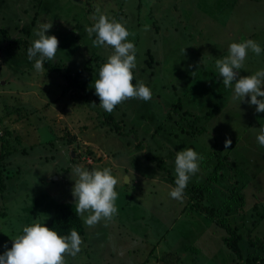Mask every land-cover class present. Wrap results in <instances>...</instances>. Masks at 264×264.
Listing matches in <instances>:
<instances>
[{
  "label": "rangeland",
  "instance_id": "obj_1",
  "mask_svg": "<svg viewBox=\"0 0 264 264\" xmlns=\"http://www.w3.org/2000/svg\"><path fill=\"white\" fill-rule=\"evenodd\" d=\"M101 13L134 34L128 37L137 49L133 71L152 92L148 101L128 99L116 106L121 130L101 124L99 103L72 97L75 91L62 70L48 71L45 61L37 72L25 45L37 38L40 23L52 22L46 35H55L59 46L51 61L61 60L77 73L90 57L80 83L87 81L88 93L96 95L94 82L113 49L94 47L95 33L90 38L85 27ZM0 26L24 42L10 46L0 32V168L11 170L8 178L7 172L0 175V254L23 227L51 221L59 203L75 205L71 173L81 165L90 171L112 169L118 213L93 227L81 217V251L66 256V264H239L225 244L228 231L193 208V193H184L182 202L169 195L175 186L168 173L176 178V151L183 148L204 156L186 188H201L202 204L229 218L245 238L249 229L264 238V218L256 211L264 212V147L256 139L264 113L247 103L250 97L233 99V89L224 87L216 68L233 42L252 39L264 49V0H0ZM147 45L155 52L156 71L141 78L139 72L151 68L143 58ZM260 69L264 51L257 56L249 50L239 74ZM163 92L181 95L198 116L217 103L211 116L195 122L203 134L186 136L165 119ZM226 137L232 140L229 149ZM146 153L165 157L170 171L159 169ZM238 191L241 204L238 197L232 202Z\"/></svg>",
  "mask_w": 264,
  "mask_h": 264
},
{
  "label": "clouds",
  "instance_id": "obj_2",
  "mask_svg": "<svg viewBox=\"0 0 264 264\" xmlns=\"http://www.w3.org/2000/svg\"><path fill=\"white\" fill-rule=\"evenodd\" d=\"M51 28L52 22L40 23L34 33L37 38L27 49L28 59L35 61L34 68L37 72L43 71L44 62L54 60L58 51V38L55 35H46ZM85 31L90 38L95 33V39L92 40L94 47L106 45L113 49L99 69V78L94 82L99 106L111 113L117 105L128 99L150 100L151 89L142 80L133 84L137 49L128 37L134 34L122 22L110 19L103 13L99 14L93 26H86ZM249 50L257 56L264 51L252 39L233 42L228 47V55L216 60V68L219 76L223 78L224 87L233 89V99L241 102L245 97H250L247 103L255 106L257 113H264V69L251 75L239 74ZM256 139L264 147V127H260ZM231 145V138L226 137L224 148L229 149ZM203 159L204 156L193 148L176 151V179L175 187L169 192L171 198L183 201L188 182L200 171V162ZM72 174L76 176L72 189L76 215L84 217V223L89 227L95 226L102 219L111 220L118 213V193L115 190L118 180L112 174V169L105 167L90 171L81 165H74ZM124 179L125 182L129 180L128 177ZM85 213L88 215L85 216ZM22 233L11 238V248L4 245L6 250L0 254V264H66L65 257H75L81 251L83 243L75 228L70 230L69 235H60L39 221L23 227Z\"/></svg>",
  "mask_w": 264,
  "mask_h": 264
},
{
  "label": "trees",
  "instance_id": "obj_3",
  "mask_svg": "<svg viewBox=\"0 0 264 264\" xmlns=\"http://www.w3.org/2000/svg\"><path fill=\"white\" fill-rule=\"evenodd\" d=\"M0 32L1 33H5L7 35V31L0 26ZM142 35V34H141ZM7 37L10 40V46L13 47H17L19 44L24 42L20 39V38H16L13 39L12 37H9L7 35ZM25 45L26 48L28 49L30 47V45L28 44V42L25 41ZM24 45V46H25ZM143 58L144 61L146 63L150 64L149 71L145 72V70L140 71L139 74H141V78H143L142 76L144 74H153L155 73L154 71H156L154 69V66L157 64L156 63V56H155V52L152 50L151 46L147 45V47L144 48L143 51ZM93 59H96V57H94ZM91 63V58L89 57L88 60L86 61L85 66L79 71V72H73L71 71V69L66 65V63L61 62V60H57V62L55 61V63L51 60H46V67L48 68V71H52V72H56V71H61L64 73V75L67 77L68 83H69V87L73 88L75 91V94L72 96L73 98H77L78 100H80L81 102H88V103H99V97L97 95H92L90 93H88V88H87V81H84L83 83H80V75L83 74L84 71H88L89 70V64ZM136 72L133 71L134 74V80L133 83H138L139 80L137 75L135 74ZM144 82V81H143ZM162 82V80H158V85H160ZM146 84V82H144ZM151 83V82H149ZM173 91H176V85H173ZM264 90V89H262ZM172 91V92H173ZM172 92L168 93V95H164V92L161 93V99L164 103H162V105H166L169 109L166 113L163 112V116L166 117L165 119L168 120V122H173L176 123L177 128L179 129L180 133H183L187 136L188 135H194V134H203V132L205 131L204 127L202 128H197L195 122L197 121H201L203 118L209 117L211 116V114L214 112V110L217 107V103L215 105L214 108L209 109L206 111L204 116H198L193 114V112L186 107V103L184 98L177 94V95H172ZM160 99V100H161ZM157 100H154V104H158V102H156ZM160 101V102H162ZM160 104V103H159ZM161 106V105H160ZM191 116H193V118H191ZM177 117V118H176ZM182 118V120H184L183 122H180V119ZM108 124L111 127H114L116 129H120L122 128V126H120L118 124V122H116V118L114 116V110L111 113H108L104 110L103 112V118L101 120V124ZM187 125L188 128L184 129V126ZM162 128V124L159 125V128L156 129L159 130ZM191 128V130H190ZM119 130V131H120ZM137 131V130H136ZM134 131V132H136ZM179 132L177 131H173L170 132L172 135H177L179 134ZM7 133H9V131L7 130ZM123 133V131H122ZM221 153V151H219V154ZM146 158L152 160L153 162L156 163L157 167L159 169H163L165 171H170L169 168L166 166V158L163 156H159L157 154H149L146 153ZM219 167H215L214 172H217V169ZM14 171V170H13ZM5 172H7L6 174V178L10 177L11 175V170L7 169L6 167H1L0 168V175H2V173L5 174ZM16 172V171H14ZM169 174V180L171 182V184L173 186H175V176L172 174L171 175V171L168 173ZM8 175V176H7ZM2 177V176H0ZM2 186H4V184H1ZM193 193L192 195V203L191 205L193 206V208L197 209V211H201L205 214H208L209 216H211L214 219H217V222L220 226L225 227L226 230L228 231V236L224 238L225 244L227 245V247H229L236 255L239 261V264H264V238H261L259 236H252L251 235V230L249 229V233H248V237L245 238L239 231H238V227H235V229L233 230L231 228V220L228 218H222L218 215V213H214L212 210V208L210 207H206L205 205L202 204V195H201V188H197L196 185H192L191 187H188L185 189L184 193ZM236 196L235 198H232V202H235L237 200V197L239 199L237 202H239L240 204L243 202L244 196L242 193H240L239 191L235 193ZM193 199H195V202L193 201ZM231 211V209H230ZM257 213L259 214L260 218L261 216L264 218V212L260 211V210H256ZM41 222V221H39ZM44 223L45 226L52 228L53 230L57 231L58 234L60 235H69L70 234V230L72 228H75L78 233L80 235H82L84 233V223L83 220L81 218V216H77L76 212H75V205L72 202H61L57 205L56 209H55V214L52 218L51 221L48 222H41ZM32 224V223H31ZM30 224V225H31ZM28 225V226H30ZM23 234V233H22ZM12 245V244H11Z\"/></svg>",
  "mask_w": 264,
  "mask_h": 264
}]
</instances>
